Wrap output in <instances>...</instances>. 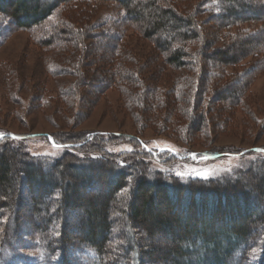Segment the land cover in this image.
I'll use <instances>...</instances> for the list:
<instances>
[{
	"label": "trees",
	"instance_id": "obj_1",
	"mask_svg": "<svg viewBox=\"0 0 264 264\" xmlns=\"http://www.w3.org/2000/svg\"><path fill=\"white\" fill-rule=\"evenodd\" d=\"M79 1L82 0H0V16L7 19L4 26L0 25V42L11 29L36 30L60 6L74 8ZM92 1L114 2L125 14L103 26L92 24L81 29L63 17L55 24H47L46 33L36 38V43L60 53L68 51L71 57L80 50L89 58L74 59L71 65L63 61L62 67L51 66L50 73H73L79 83L86 82L93 76L99 78L94 68H85L88 62H97L107 86L115 82L118 70L120 83L126 82L123 87L140 103L153 97L156 100L163 90L152 73L142 76L147 65L138 67L126 62L131 51L119 44V39L129 28L150 40L164 57L154 69L156 76L163 65L173 69L199 65L202 76L197 80L200 78L203 90L209 52L220 66L230 65L250 44L243 37L219 44L220 38L227 37L225 27L228 30L242 23H262L255 33L261 36L260 43L253 44L264 48V0H219L220 11L213 16L215 25L209 28L165 0ZM92 32L95 41H99L95 46L84 41ZM105 38L111 41L109 49L101 43ZM193 42L199 43L195 54L190 51ZM79 65L83 74L78 71ZM147 80L150 84L145 85ZM193 80L175 78L166 86V92L175 93L174 97L182 101L183 93H188L187 83L193 84ZM232 83H224L222 90L227 91ZM75 94L71 86L61 96L70 99ZM68 105L75 109L73 104ZM192 112L189 107L186 109L190 129L195 123L203 125L206 121L202 113L192 116ZM166 122L168 118L164 117L162 123ZM102 134L63 139L61 145H68L75 153L66 151L58 159L30 156L22 145H12L10 134L0 139V264H40L20 252L21 248L32 246L42 251L43 264H264V200L260 195H264V161L258 164L263 171L258 178L249 176L250 169L233 178L181 181L169 175L151 174L139 160L129 164L108 152L105 142L121 134ZM93 184H103L105 192L100 198H85ZM21 189L36 197L32 198V220L26 218L28 230L35 235L34 244L24 241L25 234L19 236L25 226V216L17 213L20 202L16 196ZM251 208H255L252 213ZM69 214L76 216L77 227H71ZM117 224L118 231H114ZM155 230L173 236L175 241L163 246L149 244L147 238Z\"/></svg>",
	"mask_w": 264,
	"mask_h": 264
},
{
	"label": "rangeland",
	"instance_id": "obj_2",
	"mask_svg": "<svg viewBox=\"0 0 264 264\" xmlns=\"http://www.w3.org/2000/svg\"><path fill=\"white\" fill-rule=\"evenodd\" d=\"M165 1L179 12L194 15L197 23L204 25L205 22L208 28L215 25L213 16L220 11L219 0ZM73 7L60 6L48 22L36 30L14 28L1 38L0 134H10L12 145H22L33 157L58 159L66 151L74 152L68 149V145H61L63 139L73 135L90 134L89 138H92L97 132L103 133L105 137L121 134L105 142L106 150L126 159L129 164L134 159L139 160L151 174L157 173L162 177L169 175L181 181L233 178L250 169L252 172L249 176L253 178L263 175L258 164L264 161V48L258 49L253 44L260 43L261 36L255 33L262 23H242L228 30L225 27L227 37L224 40L220 38L219 44H227L235 37H243L250 44L245 46L246 52L236 59L237 62L230 65L220 66L209 52L204 90L200 88V78L197 80L202 76L199 65L192 69H173L163 65L156 76L154 69L163 63L164 57L158 54L150 40L146 41L135 29L129 28L127 34L119 39V44L131 51V57L126 62H133L132 65L138 67L142 63L147 65L142 76L147 77L152 73L156 77V84L163 90L157 94L156 100L153 97L149 98L151 101L147 99L146 103H140L123 87L127 83H120L118 70L115 82L107 86L97 62L90 61L85 68L89 71L94 68L99 78L93 76L86 82L79 83V78L73 73H50L51 66L61 64L57 67H62L63 61L70 64L74 59L87 61L89 58L80 50L71 57L68 51L60 53L36 43V38L46 33L47 24H55L63 17L71 21L74 28L81 29L85 25H104L125 14L118 4L110 1L96 3L82 0ZM248 13L245 11V14ZM6 23L7 19L0 16L1 27ZM84 41L90 46L99 42L95 41L93 32L84 37ZM101 43L105 49L111 46L107 38ZM193 44L190 51L195 54L199 43ZM114 57L117 58L118 54L115 53ZM195 58L200 57L196 55ZM129 63L127 65L133 67ZM81 70L79 65L78 71L83 74ZM137 76L140 74L137 73ZM175 78L180 81L185 79L186 82L187 79H194L193 84L187 83L188 93H183L182 101L174 97L175 93L166 92V86ZM229 81L233 82V86L227 91L222 90L223 84ZM148 82L145 85L150 84ZM71 86L75 88L74 97L69 99L61 96ZM141 88L143 91L145 86ZM70 103L74 105V110L68 105ZM188 107L189 111H193L192 116L202 113L206 117L203 125L195 123L192 129L188 127ZM164 117L168 118L165 125L162 123ZM216 151L222 153L216 154ZM194 170L205 172L206 175L198 176ZM104 192L103 184H93L90 192L85 193V198H100ZM32 195L21 189L16 197L20 202L17 213L25 216L22 221L25 226L21 227L19 236L22 238L25 234L24 241L34 244L35 235L28 230L26 219L32 220V198H36ZM260 195L264 200L263 193ZM110 203L114 205V202ZM254 210L251 208L250 212ZM78 213L82 215L80 210ZM75 217L69 216L71 227L74 228L78 224ZM117 228L119 224L113 226L114 231H118ZM172 241H175L173 236L156 230L147 238L149 244L158 246L169 245ZM20 252L43 264L42 251L38 247L21 248Z\"/></svg>",
	"mask_w": 264,
	"mask_h": 264
},
{
	"label": "snow or ice",
	"instance_id": "obj_3",
	"mask_svg": "<svg viewBox=\"0 0 264 264\" xmlns=\"http://www.w3.org/2000/svg\"><path fill=\"white\" fill-rule=\"evenodd\" d=\"M5 134H0V139L3 138ZM15 139H19L18 137H14ZM257 151H262V150H257ZM195 155V154H194ZM204 159H207V157H204ZM195 171V174L198 175V176H205L206 173L205 172H202V171H199V170H194Z\"/></svg>",
	"mask_w": 264,
	"mask_h": 264
}]
</instances>
